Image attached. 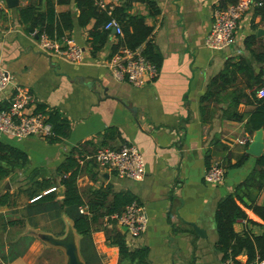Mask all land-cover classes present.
I'll return each instance as SVG.
<instances>
[{
	"label": "crops",
	"instance_id": "obj_1",
	"mask_svg": "<svg viewBox=\"0 0 264 264\" xmlns=\"http://www.w3.org/2000/svg\"><path fill=\"white\" fill-rule=\"evenodd\" d=\"M148 1L158 11L156 15L150 16L147 6L134 0L130 1L127 13L144 18L145 25L151 29L148 40L160 54L161 64L151 84L133 88L114 81L101 67L111 54L115 35L109 32L102 49L95 55L89 54L87 33L91 24L78 27V11L73 3L55 6V13L70 15L72 27L64 35L83 50V61L79 65L39 50L35 40L27 35L18 14L27 0H17V5L11 9L0 0V68L13 84L30 91L34 106L41 104L56 109L69 124L67 138L56 144L35 138L15 141L0 134V143L23 152L28 159L24 174L17 173L0 181V194L7 192L11 196L9 203L0 206L1 264H65L62 249L46 244L39 235L62 238L65 222L70 221L62 217L63 233L57 236L59 224H51L38 216L29 221L24 216L27 201L18 190L24 189L30 172L36 180L54 177L55 168L76 146H79V159H83L99 148L115 149L125 145L135 146L143 156L142 180L118 179L104 173L91 161H83L75 181L83 199L89 191L104 186L113 194L132 195L145 210V232L131 239L115 228L124 235L129 250L146 249L148 264H221V257L214 250L216 204L258 168L256 158L245 153L249 143L244 145L242 141L247 138L250 142L252 136L243 132L244 122L221 118L219 110L223 105L211 104L215 109L213 116L208 123L201 124L198 98L227 59L243 58L258 70L250 52H259L264 46V33L256 35L258 30H264V0L261 8L239 21L234 44L222 51L206 49L204 40L211 25V12L227 5V0ZM249 36L254 41L245 48ZM2 101L3 96H0V106ZM238 109L247 113L252 107L239 105ZM110 129L117 132V137L103 145L100 135ZM262 140L264 146V131ZM243 153L248 157L239 168H227ZM213 160H219L224 169V180L219 186L206 185L202 180ZM258 179V172H254L253 186L248 188L249 199L264 209V181L258 182ZM110 199L111 195L107 203ZM239 208L253 225L237 220L233 224L234 232L260 235L264 221L251 210L241 205ZM49 224L55 229L42 231ZM100 226H94L90 234L99 264H136L119 259L117 248L105 241L100 228L103 226L108 231L114 226L104 220ZM193 227L202 236H198ZM78 242L75 234L77 253ZM14 256L17 257L7 262ZM78 258L84 263L79 253ZM237 259L245 261L246 257L239 255Z\"/></svg>",
	"mask_w": 264,
	"mask_h": 264
},
{
	"label": "trees",
	"instance_id": "obj_2",
	"mask_svg": "<svg viewBox=\"0 0 264 264\" xmlns=\"http://www.w3.org/2000/svg\"><path fill=\"white\" fill-rule=\"evenodd\" d=\"M131 0H121L115 6L110 16L106 12L99 10L93 4V0H27V5L18 9V14L27 35L36 31V36L44 34L48 38H59L64 32H69L72 27L68 12L55 13V6L74 4L78 11L77 25L84 28L91 24L87 33V43L89 54L98 53L106 42L107 32L102 31V26L109 19H114L121 28V36L116 37L115 44L110 51L113 53L118 48L135 49L142 47L144 58L159 69L161 57L158 51L152 46L148 37L151 29L145 25L144 18L132 16L127 13ZM147 6L150 16L157 14L152 2L148 0H134ZM236 0H227V4ZM254 41L252 36L245 40V48H248ZM252 62L259 68L254 67L243 58H230L224 61L221 70L206 84L203 93L198 98V113L201 124H206L211 120L214 110L211 104L223 105L220 107V117L228 121L244 122L243 132L249 137L258 130L264 131V99L254 98L253 90L261 83L264 76V46L259 52H250ZM239 105H247L252 110L245 113L239 111ZM0 107H3L0 106ZM33 113L42 115L45 122L50 125L52 136L45 140L49 144L62 142L69 134V124L62 115L53 108L36 104ZM117 137L115 130H106L100 135L101 143L113 140ZM79 146H76L66 156L64 161L54 170V177L34 179V173L30 172L27 177L24 189H19L18 194L26 198L24 216L27 220L33 217H40L51 224H59L60 230L57 236L62 235L64 225L62 217L67 218L78 236V253L85 264H99L95 255L90 234L94 226L101 227L102 220L122 211L124 206L135 198L127 192L112 193L108 186L89 191V195L84 200L82 194L76 187L75 181L80 174L78 165ZM247 155L242 156L229 169L239 168L247 159ZM27 156L6 144L0 143V181L27 171ZM255 166L258 168V182L264 181V155L255 159ZM253 173L236 185L232 192L223 196L216 204L214 210V225L217 241L214 250L220 255L221 261L228 257L235 258L244 255L246 261H251L255 256L264 260V229L260 235L253 236L242 231L236 233L233 224L237 220L248 222L245 214L239 208L251 210L262 221H264V209L258 207L249 199V189L253 185ZM26 178V177H25ZM27 179V178H26ZM62 188V196H56V189ZM51 189L55 191L48 192ZM111 195L110 201L107 199ZM248 199V201L246 200ZM245 200L247 202H245ZM11 201V196L5 192L0 194V206H5ZM84 207L85 214H79L78 208ZM111 224V222H108ZM51 226V225H50ZM105 236V241L115 246L118 250V257L136 264H148L146 261L147 251L143 248L129 250L126 246L124 235L112 227L105 230L100 228ZM42 231L51 232L48 226ZM17 256L8 258L7 262L13 261ZM6 261V260H4Z\"/></svg>",
	"mask_w": 264,
	"mask_h": 264
},
{
	"label": "built area",
	"instance_id": "obj_3",
	"mask_svg": "<svg viewBox=\"0 0 264 264\" xmlns=\"http://www.w3.org/2000/svg\"><path fill=\"white\" fill-rule=\"evenodd\" d=\"M93 0L96 8L110 16L111 10L121 0ZM263 0H236L234 3L217 7L211 12V25L205 36L204 46L211 51H222L235 42V30L239 21L248 16L251 11L258 10ZM250 17H248L249 19ZM114 31L116 37L121 36L120 25L109 19L102 26V31ZM34 39L39 50L45 54L58 57L69 63L79 65L83 61V50L71 38L63 35L59 38H48L44 34L36 36V31L28 35ZM142 47L135 49L118 48L102 62L101 67L106 69L114 81L124 82L133 88H141L151 84L158 74V69L148 62L142 55ZM254 98L264 99V79L253 90ZM0 96H3V107H0V134L15 141L25 138L47 140L52 136L51 127L45 118L33 113L35 100L26 88L13 84L10 76L0 68ZM245 145L248 139H243ZM91 161L95 166L115 176L118 179L140 182L144 176L143 156L133 145L119 148H99L91 156L78 161ZM202 180L206 185L219 186L224 180V169L219 160L211 161L205 169ZM55 191L51 189L48 192ZM79 214H85L84 207L78 208ZM105 222L119 228H124V234L131 239L140 237L146 230L147 217L144 208L133 200L118 214L105 217ZM238 257V256H237ZM228 257L221 264H264V260L257 256L251 261H239ZM1 264V263H0Z\"/></svg>",
	"mask_w": 264,
	"mask_h": 264
},
{
	"label": "water",
	"instance_id": "obj_4",
	"mask_svg": "<svg viewBox=\"0 0 264 264\" xmlns=\"http://www.w3.org/2000/svg\"><path fill=\"white\" fill-rule=\"evenodd\" d=\"M5 3V6L8 9L14 8L17 5V0H3ZM264 30H258L257 36L260 35V33H264ZM111 34H114V31L111 30ZM245 153L248 156H251L253 158H258L262 154H264V146H263V140H262V130H258L253 133L251 140L249 144L246 147ZM106 171H104L105 173ZM107 173V172H106ZM56 196L60 198L62 196V188L59 187L56 189ZM66 230L65 234L62 238H52L50 235H39V238L45 242L46 244L57 247L62 249L64 256L66 258L65 264H84L82 263L78 258L77 248L75 244V233L73 231L72 225L66 221ZM120 232L124 233V228H119ZM194 232L198 236H202L198 230H196L195 227H193Z\"/></svg>",
	"mask_w": 264,
	"mask_h": 264
},
{
	"label": "rangeland",
	"instance_id": "obj_5",
	"mask_svg": "<svg viewBox=\"0 0 264 264\" xmlns=\"http://www.w3.org/2000/svg\"><path fill=\"white\" fill-rule=\"evenodd\" d=\"M48 227L51 229V231H53V229H55V227L53 228L52 226H50V224H49ZM51 227H52V228H51Z\"/></svg>",
	"mask_w": 264,
	"mask_h": 264
}]
</instances>
